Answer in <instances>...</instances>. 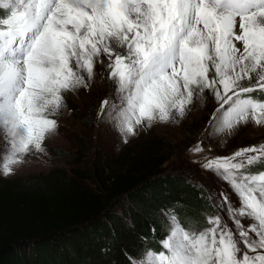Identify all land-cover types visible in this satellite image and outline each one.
Wrapping results in <instances>:
<instances>
[{"label":"snow or ice","instance_id":"6c2138e0","mask_svg":"<svg viewBox=\"0 0 264 264\" xmlns=\"http://www.w3.org/2000/svg\"><path fill=\"white\" fill-rule=\"evenodd\" d=\"M0 8L8 10L0 18V176L46 151L63 94L87 87L84 74L90 80L103 57L116 99L106 98L97 118L125 143L137 126L183 117L205 90L219 105L206 135L264 125V100L242 96L264 89V0H0ZM202 143L189 151L203 152ZM262 162L264 141L194 161L232 189L238 206L223 192L213 206L234 227L217 214L210 227L189 229L174 209L161 210V250L141 236L139 256L125 251L129 264H264V167L252 170Z\"/></svg>","mask_w":264,"mask_h":264},{"label":"trees","instance_id":"16d2710c","mask_svg":"<svg viewBox=\"0 0 264 264\" xmlns=\"http://www.w3.org/2000/svg\"><path fill=\"white\" fill-rule=\"evenodd\" d=\"M252 95L264 100L263 90ZM168 159L154 137L70 173L0 182V264H129L125 251L139 256L141 236L161 250V210L174 209L185 228L208 227L217 214L206 190L180 167L166 172Z\"/></svg>","mask_w":264,"mask_h":264},{"label":"rangeland","instance_id":"374dc122","mask_svg":"<svg viewBox=\"0 0 264 264\" xmlns=\"http://www.w3.org/2000/svg\"><path fill=\"white\" fill-rule=\"evenodd\" d=\"M1 17L8 14V10L0 8ZM123 51V49H120ZM103 64H96L93 77L88 80L86 73L85 80L87 87L81 86L73 91L64 93V103L59 111L51 118L56 119L57 128L50 133L44 143L45 152L37 153L33 150L26 155L22 163L14 166V174L0 176V182L5 180L26 179L32 176L47 175L53 170L61 169L70 173L73 169H82L89 165L95 155L116 156L119 152L127 147H131L142 141L157 137L164 141L165 152L169 155L167 164L164 167L180 172L179 167L187 171V176L201 183L200 185L207 192V197L212 196L209 200L214 205L222 200L219 193L228 194L230 200L238 201L232 193L229 185L212 172L203 169L200 164L194 161H203L207 156L226 157L230 156L239 148L258 144L264 141V125L255 126L251 120L247 125L239 127L233 135L221 134L208 136L205 129L212 113L219 107L215 101L214 95L208 90L186 108L185 115L179 117L173 112L174 119L168 123L154 122L152 127L137 126L136 134L128 136V142L125 143L118 131L112 124L104 121L103 118L98 120L97 113L101 108V103L107 98L115 100V84L108 79L109 69L107 57H103ZM214 74V70L210 75ZM243 83L248 84L245 80ZM263 90L257 88L255 91ZM254 92V91H253ZM249 94V95H248ZM251 96L252 93H244L242 96ZM256 99V98H255ZM227 107V106H226ZM198 141H202L203 152H191L190 148L195 146ZM7 154L4 148V141L0 136V161ZM264 167L261 165L253 167V171ZM186 174V173H185ZM84 185L88 188L93 186L86 182ZM215 213L221 215L224 222L230 227H234L232 221L228 218L226 209H218ZM214 216V215H213ZM167 222L166 216L164 217ZM248 221H245L247 223ZM211 225L208 224V227ZM200 229H203L200 228ZM255 255L254 253H249Z\"/></svg>","mask_w":264,"mask_h":264}]
</instances>
